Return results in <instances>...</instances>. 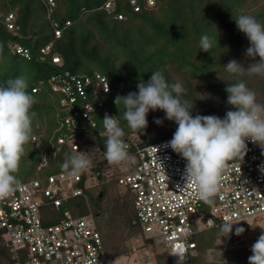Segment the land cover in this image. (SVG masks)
Listing matches in <instances>:
<instances>
[{
	"label": "trees",
	"instance_id": "trees-1",
	"mask_svg": "<svg viewBox=\"0 0 264 264\" xmlns=\"http://www.w3.org/2000/svg\"><path fill=\"white\" fill-rule=\"evenodd\" d=\"M54 2V7L50 8L46 0H0V86H6L9 79L18 75H27L30 80L28 91L37 99L32 108L37 114L33 122V137H39L41 144L38 146L31 140L25 146L28 155L22 158L18 175L24 183L36 178L44 181L49 175L65 171L60 167L65 155L76 153L70 144L86 133L90 134L99 151H84L93 161V167L80 175L81 181L77 184L86 198H72L57 211L47 206L56 217L45 222L60 221L63 213L72 209V204L77 208L83 207L69 210L72 214L91 212L95 221L100 214L106 218L109 214L114 220L111 227H100L96 221L106 256L130 254L127 237L120 229L128 231L136 223V215L130 213L124 196L130 193L133 198L131 191L124 188L125 193H118L110 204L104 203L109 188L118 185L122 166L109 164L104 155L106 133L102 115L96 111L93 114L94 128H82L72 139L58 145L59 134H67L68 131L60 128L54 94L47 86L40 87V82L65 73L74 76L98 73L107 79L110 86L109 93L102 97L104 106L112 116L120 118L125 140L144 147L170 138L177 125L165 119L162 110L149 111L148 126L137 136L123 120V106L114 104L115 97L137 92V84L141 80L147 82L151 72L160 70L169 83L180 82L185 87L186 95L182 98L193 102V116L216 115L223 118L227 111L232 110L227 104L225 88L238 80H243L264 103V78L247 74L235 76L226 72L224 67L231 60L240 62L245 68L254 62L246 56L249 41L237 29L235 19L241 14H250L264 22V0H154L153 6H149L146 0ZM107 2L111 5L110 13L104 9ZM8 15L13 16V30L6 25ZM119 15L122 19L117 18ZM56 30L60 33L58 37L55 36ZM204 34L216 38L218 42L210 53L200 51L199 41ZM48 45H51L49 52L42 54L41 51ZM19 48L27 50L28 58L16 53ZM54 57H59L60 65L52 63ZM19 63H23L24 67H20ZM32 90L36 91L33 93ZM156 119L162 120V124L157 125L154 122ZM52 145L57 154L38 171L41 148L50 151ZM97 187L99 189L95 193ZM91 197L98 200L100 213L89 205ZM201 205L207 209L208 205ZM249 226V222L234 224L230 237L239 240L246 236ZM236 227H243L245 231L237 236L234 234ZM193 240L196 248L182 264H196L199 255L214 249L215 243L220 240L219 225L196 234ZM0 254L2 263L10 261L2 249ZM251 255L249 250L237 256L242 260V257L248 259ZM152 262L171 264L165 248L153 256Z\"/></svg>",
	"mask_w": 264,
	"mask_h": 264
},
{
	"label": "built area",
	"instance_id": "built-area-1",
	"mask_svg": "<svg viewBox=\"0 0 264 264\" xmlns=\"http://www.w3.org/2000/svg\"><path fill=\"white\" fill-rule=\"evenodd\" d=\"M46 2L50 8L54 7V0ZM146 2L149 6L154 4V0ZM131 4L134 5L135 2L132 1ZM104 9L110 13V2L104 5ZM134 10L137 11L138 8L135 7ZM117 18L122 19V16ZM12 20V15L5 18L9 30L14 29ZM59 34L56 30L55 36L58 37ZM50 46H46L41 53L49 52ZM16 53L28 58L27 50L19 48ZM52 63L60 65L59 57H54ZM106 80L98 73L93 76L65 73L53 75L44 83L40 82V87L45 85L54 94L60 128L68 131L67 134H59L58 145L72 139L82 128H94L96 122L93 114L96 111L103 118L106 113L112 115L102 100L110 91L108 81L106 91ZM35 91L32 90L33 93ZM171 139L172 137L144 147L124 139L130 146L129 152L135 157V163L130 167L131 171L120 168L122 175L117 182L133 195L136 223L140 226L141 233H154L165 248L170 263L177 264V257L172 253L176 243L183 239L182 230L186 225L190 226L191 235L186 240L187 249L183 262L196 248L193 237L212 228L207 224L209 219H213L217 226L225 221H235L237 217L239 223H247L250 219L264 215V172L261 171L264 168V149L250 140L246 141L247 152L240 161V166L238 161L229 162L215 205L207 206L206 212L201 205L203 202L196 195L195 186L185 183L186 161L166 147ZM32 141L38 146L41 144L39 137L34 136ZM70 147L80 152L90 149L99 151L98 145L88 133L71 143ZM152 147L158 149V161ZM56 154L53 145L50 151L41 148L37 170L45 168L50 158ZM44 158H47L46 163L43 162ZM80 181V175L73 176L68 171H63L47 176L44 181L36 178L24 182L21 190L0 200V249L10 259L2 263L3 257L0 254V264H106L110 260L105 254L103 241L91 212L74 215L65 211L60 221L51 224L43 222L42 210L45 207L49 206L57 211L64 202L72 198H86L83 190L77 187ZM143 248V245L132 247L131 253Z\"/></svg>",
	"mask_w": 264,
	"mask_h": 264
},
{
	"label": "clouds",
	"instance_id": "clouds-1",
	"mask_svg": "<svg viewBox=\"0 0 264 264\" xmlns=\"http://www.w3.org/2000/svg\"><path fill=\"white\" fill-rule=\"evenodd\" d=\"M235 23L249 41L246 56L254 62L245 68L240 62L231 60L224 65L226 72L235 76L247 74L264 78V22L253 15L241 14ZM215 45H218L216 38L208 34L201 36L200 51L210 53ZM29 84V77L21 74L9 79L6 86H0V200L23 188L18 173L22 158L28 155L25 146L32 140L33 122L37 115L32 111L37 99L28 91ZM137 89V92L117 95L114 99L116 106H123V120L127 127L137 136L143 133L148 126L150 110H162L165 119L174 121L177 128L166 147L186 161L185 183L194 185L198 199L208 206L215 205L229 162L238 161L240 166L247 152L246 141L250 140L264 149V103L243 80L225 88L227 104L232 110L227 111L223 118L216 115L193 116V102L182 98L186 95L185 87L180 82L169 83L160 70L151 72L147 82L141 80ZM154 122L162 124L160 119ZM102 124L106 133L104 155L107 162L128 170L135 163V157L130 154V146L124 140L125 130L120 118L106 113ZM152 148L157 160L158 149ZM43 162L46 163L47 158ZM60 167L73 176H79L93 167V161L86 152L76 151L75 154H66ZM261 171L264 172V168ZM239 222L237 217L235 221L219 225L220 238L229 237L233 225ZM207 224L215 226L213 219H209ZM244 231L243 227H236L234 234L239 236ZM190 235L191 228L186 225L182 230L183 239L176 243L172 253L177 257V264L185 260L186 240ZM251 252L248 264H264V233L252 244Z\"/></svg>",
	"mask_w": 264,
	"mask_h": 264
},
{
	"label": "rangeland",
	"instance_id": "rangeland-1",
	"mask_svg": "<svg viewBox=\"0 0 264 264\" xmlns=\"http://www.w3.org/2000/svg\"><path fill=\"white\" fill-rule=\"evenodd\" d=\"M18 65L20 67H24L23 63H19ZM19 71L22 72V70H19ZM98 189L99 187L95 188L94 192L96 193ZM109 190L110 192L105 194L106 195L104 198L105 204L106 203L110 204L112 200L116 196H118V193L120 194L125 193L123 187L119 185H115V184L112 185L109 188ZM124 196H126V200H127L126 203L128 205L130 213L132 214V216H133V213L135 215L134 204H133L134 199L132 198L130 193H126L124 194ZM72 205H71L72 209H68L67 211L69 210L72 211L73 209L77 210L78 208L82 207V206H78L77 208V205L76 207ZM89 205L91 206L92 210L94 207L95 211L98 210L100 213V209L98 207V200L91 197ZM205 210L208 211L207 209ZM42 213L44 214V216H42L43 222L52 220L56 217L54 212L48 207L43 209ZM96 221L100 227H107V226L111 227L112 223H114L113 218L109 214L107 215V218L102 216V214H100V216L96 218ZM248 222L251 223V226H249L250 229L246 236L240 238L239 240L238 239L235 240L234 238H231L230 236L227 238L221 237L220 238L221 240H218V242L215 243L214 249L208 252H204L203 254L199 255V257H197L196 264H225V262L226 264H248V259L246 257H242V260H241V257L237 255L246 254L249 252V250L251 251L252 244L258 239V237L262 233H264V216H260L257 219L255 218L250 219L247 221V223ZM122 229L123 228H121L120 230L123 231L122 233L127 237L126 239L127 245L130 246V248L141 247L142 245L144 248L141 250H138L135 253H130L126 255H119V256L118 255H115V256L107 255V257L110 260H108L106 264L151 263V260L155 254H160L161 252L164 251V247L160 244L159 238L154 233H149V234L141 233V230H140L141 228L138 225V223H135V225H133V227L130 228L128 231H124ZM113 237H116V235H113ZM109 239H110V242L112 243L111 235ZM151 264H155V263L152 262Z\"/></svg>",
	"mask_w": 264,
	"mask_h": 264
},
{
	"label": "water",
	"instance_id": "water-1",
	"mask_svg": "<svg viewBox=\"0 0 264 264\" xmlns=\"http://www.w3.org/2000/svg\"><path fill=\"white\" fill-rule=\"evenodd\" d=\"M101 195H102V194L100 193V194H99V197H101Z\"/></svg>",
	"mask_w": 264,
	"mask_h": 264
}]
</instances>
